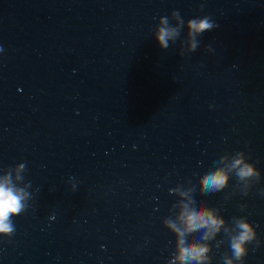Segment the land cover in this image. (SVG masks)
Masks as SVG:
<instances>
[{
	"label": "water",
	"instance_id": "water-1",
	"mask_svg": "<svg viewBox=\"0 0 264 264\" xmlns=\"http://www.w3.org/2000/svg\"><path fill=\"white\" fill-rule=\"evenodd\" d=\"M174 10L218 27L161 49ZM241 151L260 181L233 171L203 200L248 218L245 264H264V0H0V178L30 194L0 264H168L172 205ZM210 243L224 264L223 231Z\"/></svg>",
	"mask_w": 264,
	"mask_h": 264
},
{
	"label": "clouds",
	"instance_id": "clouds-1",
	"mask_svg": "<svg viewBox=\"0 0 264 264\" xmlns=\"http://www.w3.org/2000/svg\"><path fill=\"white\" fill-rule=\"evenodd\" d=\"M171 20L164 16L159 19L155 28L154 38L161 49H167L170 41H175L180 37L182 29H187L186 38L181 41L180 55L185 52H195L205 31H212L218 25L207 15L195 17L184 21L179 11L171 12ZM186 45V48L184 47ZM206 51L213 52L212 47L206 46ZM228 155H224L217 163H222ZM19 171L25 169V164L17 166ZM233 171L239 184L251 180L253 177L258 183L261 179V172L254 163L249 162L248 156L244 152H237L232 155L230 167H216L199 179L200 195L199 198H189V203L177 202L172 205V209H179L176 218H164L163 226L173 233L176 237L175 251L171 255L168 264H212V244L218 234L222 231L225 239L229 243L230 255L225 253L223 256L224 264H245V257L248 254V245L254 241L257 243V231L254 225L249 222L246 216L233 217L232 223L218 215L219 208L208 207L203 200L206 193L220 192L228 187L232 179ZM17 179H23L17 176ZM30 186V184H28ZM252 184H248L242 192L247 195ZM75 190V189H73ZM195 192V186L191 189ZM170 192H175L171 189ZM181 196H188L187 192H181ZM30 194L24 188H17L13 185L10 174L0 178V236L11 237L15 232L13 217L22 214L28 207L27 201ZM242 205L241 208H245ZM197 233H201L197 238ZM224 240L217 241L216 247L223 244Z\"/></svg>",
	"mask_w": 264,
	"mask_h": 264
}]
</instances>
